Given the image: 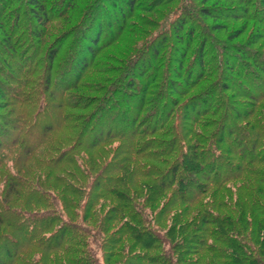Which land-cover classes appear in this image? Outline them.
Listing matches in <instances>:
<instances>
[{
  "label": "trees",
  "instance_id": "16d2710c",
  "mask_svg": "<svg viewBox=\"0 0 264 264\" xmlns=\"http://www.w3.org/2000/svg\"><path fill=\"white\" fill-rule=\"evenodd\" d=\"M50 1L29 0L25 19L13 0H0V72L3 58L18 69L7 89L14 120L0 125L13 138L0 143V264H264V29L250 41L261 49L212 63L218 41L203 27L185 72L198 14L219 16L190 0L174 39L155 38L109 69L98 18L119 22L122 39L138 0H114L119 10L103 14L94 0ZM239 1L245 17L264 23V0ZM58 5L57 17L78 16L84 33L75 26L44 53ZM75 57L78 71L63 85ZM101 71L117 74L104 80L103 97L75 93ZM119 95L135 113L113 110Z\"/></svg>",
  "mask_w": 264,
  "mask_h": 264
},
{
  "label": "rangeland",
  "instance_id": "374dc122",
  "mask_svg": "<svg viewBox=\"0 0 264 264\" xmlns=\"http://www.w3.org/2000/svg\"><path fill=\"white\" fill-rule=\"evenodd\" d=\"M6 4H8L12 0H4ZM21 1V2H20ZM63 0H60L62 2ZM124 2H127V0H123ZM190 0H138V3L140 4L139 10L135 13V17L128 18V20H124L123 24L127 22V25H130L132 29H128L127 32H125L124 37L121 39L120 37L123 36L121 32H119L120 23L114 22V18H106L104 16H99L98 19L101 20L100 26H103V34L101 36V42L105 44V48L103 49L102 57L109 59L103 60V63L110 68H121L124 61H126L128 58L132 57L136 53H139L140 50H144L145 46L149 43H151L155 38L157 40H161V37H163L164 34H172L170 35L172 39H174V33H175V24L173 23L177 21L178 18L183 16V7L185 5H188ZM196 9L200 10L201 8L205 7L206 9L210 10L214 16H218L217 18H206L203 15H199L200 21L203 23V25H200V27H197V32L195 35V43L193 44V47L191 49V52L189 54L188 59L186 60L184 71L187 72L188 66L191 64L196 50H198L201 40V30L203 27L209 32L210 37L214 38L216 42V49L215 54H212L210 56V60L212 63L217 62L216 60H219V63L222 61V59L228 57H235V58H241L239 51L242 50H248L252 49V52H255L256 50L261 49L260 44H264V41H261L260 44L256 46H251L250 41L251 37L256 34L257 32L264 29V23L262 21H253L249 17H245V10L247 5L243 4V2L239 0H210V1H204V0H193ZM58 0L50 1L49 4H57ZM83 3V2H82ZM186 3V4H185ZM13 4H16L15 9L19 7L22 11L23 18H27L29 14V0H13ZM185 4V5H184ZM101 8L109 9L110 12L114 13L117 10H119V5L116 4L114 0H94L92 2V7L98 6ZM65 6V5H64ZM63 5H58L57 9L53 11V18L59 16L60 9L64 7ZM216 8V9H215ZM66 8L63 9V11ZM97 9V8H96ZM127 9V8H126ZM228 10H231V12L227 13ZM96 12V11H94ZM97 13V12H96ZM99 13V12H98ZM96 14V16L98 15ZM103 14V12L101 11ZM225 13H227L225 15ZM95 14V13H94ZM236 15L238 16L236 19L232 18ZM124 15V10L122 14L119 15L120 20L122 19V16ZM223 15V16H221ZM116 17L115 14L112 15V17ZM229 16H232L231 18ZM95 17V16H93ZM139 17H142L143 20L141 21ZM92 19V17H89V19ZM137 18V19H136ZM97 19V17H96ZM113 19V20H112ZM264 19V18H263ZM138 21V23H137ZM264 21V20H263ZM80 22L79 17L77 16L72 21H69L67 17L62 18H56L50 25V37L44 38V53H47L50 48H52L58 40L60 41V38L65 37L67 32L69 33L70 29L75 28V26H78L77 30H79L80 25L78 23ZM33 23L37 25V20L34 19ZM3 24L2 20L0 19V25ZM39 24V23H38ZM123 24L121 25V29L123 27ZM32 26V25H31ZM41 26L39 25V28ZM217 27V28H216ZM31 28V27H29ZM189 29V28H188ZM187 29V30H188ZM218 29V30H216ZM32 30V29H31ZM39 30V29H38ZM130 30V31H129ZM132 30H138L134 34H129L132 32ZM216 30V31H215ZM129 32V33H128ZM187 32V31H186ZM185 31L183 32L184 35H188ZM52 33V34H51ZM79 33H84L81 29V32L79 30ZM122 34V35H121ZM239 34V35H237ZM235 40H231V36H236ZM120 38V40H119ZM4 36L0 33V57H3V50H5L4 42H3ZM3 42V43H2ZM172 42V40H171ZM101 43V45H102ZM91 44V43H90ZM148 44V45H149ZM84 45V44H83ZM91 48L93 47L90 45ZM143 46V48H142ZM169 49L171 48L172 43H169ZM147 47V46H146ZM81 46H79L78 49H80ZM263 48V47H262ZM149 49V48H148ZM146 51V50H145ZM150 53V52H149ZM148 53V54H149ZM169 50H167V53L165 54V57H168ZM180 55L177 56L179 58ZM78 57L73 58L72 64H69L70 68H67L66 73L61 77V81L63 85L69 86L72 85L74 75L77 73L78 70L76 65H73V61H76ZM247 62H250L252 68L256 71V73L262 75L261 73V67L257 65V61L252 60L250 57L246 60ZM11 63L7 60H2L1 67L5 70V72H0V125L1 127L7 126V124L11 123V121L14 120V118L11 115V103L9 101V92L7 89H9V78L17 75V66L12 64L14 68L10 65ZM79 64H82L81 61ZM216 65V64H215ZM79 66V65H78ZM177 66V65H176ZM198 68V67H196ZM241 70L243 68L239 67ZM106 69L105 71H107ZM102 72V71H101ZM184 72V73H185ZM137 73H139V67L134 68L131 71V78L137 79ZM10 76V77H9ZM117 74H104L98 73L95 74L93 77L89 79H85V82L87 86L90 88L83 89V90H76L75 93L82 95L86 98L90 99H98L99 97H103L102 92H99V89L104 88L106 86H109L110 83L104 81L108 78H113L111 80L116 79ZM108 81V80H107ZM248 85L247 83H245ZM127 83L122 84V86L119 88L122 91L127 90ZM207 84L204 83L199 87H196L194 90L190 92L188 95L189 97L199 95L202 90H204V87ZM262 85L261 82L255 81V86H249L248 89H251L253 93H256L257 90H259V87ZM247 88V87H246ZM231 94V93H230ZM8 95V96H7ZM121 96H117V100L114 99L111 107H113L114 111H128L129 109L130 113H135L136 110V104L132 107L130 105L128 106L123 100L120 98ZM189 97L187 99H189ZM116 108V109H114ZM129 113V115H130ZM45 119L42 120L44 122ZM98 129L99 126L95 125ZM108 125H105L106 130ZM103 126L101 127V129ZM100 129V128H99ZM100 129V130H101ZM11 131L12 128L8 126L7 131ZM127 132V131H126ZM13 138L5 137L2 131H0V143L6 142L9 143ZM34 142V138L30 142L32 144ZM188 191H190V187L188 188ZM4 255L3 253L1 254Z\"/></svg>",
  "mask_w": 264,
  "mask_h": 264
}]
</instances>
